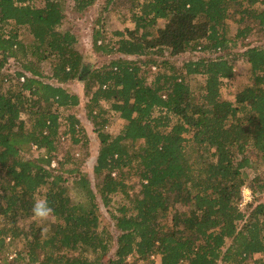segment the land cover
Returning a JSON list of instances; mask_svg holds the SVG:
<instances>
[{
	"label": "trees",
	"instance_id": "obj_1",
	"mask_svg": "<svg viewBox=\"0 0 264 264\" xmlns=\"http://www.w3.org/2000/svg\"><path fill=\"white\" fill-rule=\"evenodd\" d=\"M32 1L0 0V264H244L263 253L264 201L255 194H264V177L251 179L253 199L245 208L239 203L244 170L252 163L248 148L264 164V42L247 44L231 60L219 53L264 31V0H132L129 35L116 30V40L106 42L99 30L94 33L95 51L119 54L95 69L76 47L73 31L61 28L65 0ZM94 2L73 0L72 9L81 12ZM228 17L238 25L232 37ZM20 26L28 29L29 42L19 37ZM188 49L217 55L189 58L182 73H156L146 83L138 59L158 66L155 54ZM18 55L13 73L4 72ZM234 58L249 64L250 82L225 99L220 88L234 75ZM196 75L203 81L193 87ZM74 79L84 82L93 121L104 111L123 120L117 133L103 130L106 119L95 129L94 184L77 167L64 168L61 161L51 167L59 109L79 103L63 86ZM66 119L74 132L78 119ZM32 146L44 154L25 156ZM134 162L140 189L131 196L116 173ZM65 173L74 175L78 200ZM117 192L123 198L111 205ZM41 200L53 210L47 230L24 225ZM100 203L111 206L117 232L114 255L106 261L113 235L99 229ZM21 241L23 248L13 249ZM131 255L136 259L128 262Z\"/></svg>",
	"mask_w": 264,
	"mask_h": 264
},
{
	"label": "rangeland",
	"instance_id": "obj_2",
	"mask_svg": "<svg viewBox=\"0 0 264 264\" xmlns=\"http://www.w3.org/2000/svg\"><path fill=\"white\" fill-rule=\"evenodd\" d=\"M31 3L36 6H42L43 0H33ZM65 5V18L61 25V28L70 29L71 31H73L77 38L76 47L83 54L85 61L89 64V67L91 69L100 67L101 65L107 63L112 57L119 56V54L106 55L95 51L93 47V35L96 30H99L101 33V38H103L106 42L116 40V37L113 35V32L116 30H122L126 35H129L134 26L130 17L132 13V0H95L92 5L88 6L81 12H76L72 9L74 6L73 0H65ZM225 23L228 28V37H232L238 25L231 17H228L225 20ZM18 32L19 37L23 41H30L31 36L25 26H20ZM263 42L264 31H252V34L247 38L238 39L235 46H233L232 42H230L228 44V47L225 48V50H221L219 54L224 53V55H228V59L231 60L233 59V56L237 52L241 51L247 44L259 45ZM203 54H206L205 56L217 55V53L215 54L210 50L205 53L203 51H200L199 49H188L186 52L178 54H170L166 50L163 51L162 55L155 54L158 66H146L143 65V63L141 65L142 60L140 59H138V63L140 64L141 72L146 76V83H150L154 79L156 73H171V71L182 73L184 71L183 63L185 60L189 58L195 59L197 56ZM18 57L19 60L17 59V62L13 59H10L7 62L5 68L3 69L4 72L7 71L9 73H13L21 60V55H18ZM128 58L133 59V56ZM33 59H35V57ZM141 59H144V57H142ZM163 60L166 61L162 62ZM232 63L234 67V75L229 79H224L223 84L220 88L221 94L225 99H233L234 93L250 82L249 64L237 58H234ZM40 67L44 74L49 73L50 70L47 60L41 61ZM11 81L14 83V76ZM202 81L203 76L196 75L193 79L190 80V83L193 87H196V85L198 83H201ZM7 85L8 84L5 83L4 87H7ZM63 86L67 89V91L75 93L79 96V103L78 105L66 110L61 108L59 109L61 116L59 118L58 133L55 138V150L52 152L56 158L52 160L51 167H57L56 161L64 162V168L77 167L79 171L81 173H84L86 177L92 182V184H94V182L97 181V178L93 172V167L99 149V139L97 137V132L95 129H100L101 125L103 124V119H106V122L102 127L103 130L110 133H117L123 125V120L119 118L116 113H113L111 111H104L102 113V116L100 115L99 118L97 117L93 121L88 113L87 99L89 97V94H86L85 92L84 82L82 80L74 79L64 83ZM102 107L103 109L108 110L109 104L103 102ZM67 114H73L78 119V123L75 127L76 130L74 132H72L69 128V121L66 119ZM21 119H26V116L22 115ZM27 125L29 126V123H27ZM248 149L249 150H247L246 153L252 163L251 166L247 167L244 170L246 181L244 186L242 187V198L243 194H247L248 191L251 193L249 184L251 179L255 175L262 178L264 177V164L258 161L255 152L251 148ZM44 152L45 150L43 148H36L35 146H32L28 152L24 153V155L27 157L29 156L36 158L44 154ZM139 171V167L134 162L132 166L124 167L116 173V176L122 178L124 183H126L128 187L127 191L131 196L137 194L140 189ZM65 175L68 177L66 185L68 187L70 195L78 200L79 196L77 195V190L73 185L74 175L68 173H65ZM255 196H259L260 200L264 201V194H255ZM122 198L123 195L120 192L113 194L111 205L118 203ZM251 199H253V195ZM247 204H245L242 208H245ZM110 209L111 206L105 207L100 203L99 229L103 227L107 228L111 235H113V238L110 241L109 251L103 258L105 261L108 258L113 257L116 248L115 237L117 235V232L116 230H114L112 220L110 219ZM48 219L51 220L52 218L49 217ZM47 220L42 221L37 219L35 216H32L24 221V225L28 226L32 222H34L39 226H43L44 230H47L49 228V221ZM21 248H23L22 241L20 243H16L13 247V249L16 250ZM13 256L14 254L9 256L8 260H11V257ZM257 257L264 258V252L254 254L252 257H249L244 264H253V260ZM135 259L136 255H131L127 258V261L131 262ZM154 260L158 262L159 257L155 255ZM137 262L138 264H147L146 260H138ZM17 264H24V262L20 261Z\"/></svg>",
	"mask_w": 264,
	"mask_h": 264
},
{
	"label": "clouds",
	"instance_id": "obj_3",
	"mask_svg": "<svg viewBox=\"0 0 264 264\" xmlns=\"http://www.w3.org/2000/svg\"><path fill=\"white\" fill-rule=\"evenodd\" d=\"M32 213L37 219L46 221L53 214V210L48 206L46 201L41 200L35 202Z\"/></svg>",
	"mask_w": 264,
	"mask_h": 264
},
{
	"label": "built area",
	"instance_id": "obj_4",
	"mask_svg": "<svg viewBox=\"0 0 264 264\" xmlns=\"http://www.w3.org/2000/svg\"><path fill=\"white\" fill-rule=\"evenodd\" d=\"M252 195L251 193L248 191L247 194H243V198L239 203V207H243L245 204H247L248 202H251Z\"/></svg>",
	"mask_w": 264,
	"mask_h": 264
}]
</instances>
